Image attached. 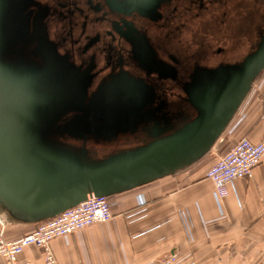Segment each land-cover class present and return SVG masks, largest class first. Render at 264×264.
<instances>
[{
  "label": "water",
  "instance_id": "95a60500",
  "mask_svg": "<svg viewBox=\"0 0 264 264\" xmlns=\"http://www.w3.org/2000/svg\"><path fill=\"white\" fill-rule=\"evenodd\" d=\"M107 1L158 26L192 64L189 77L179 80L149 44V82L66 102L26 94L0 66V213L9 222L36 224L90 195L109 197L188 167L213 147L264 70V31L240 60L197 62L209 54L208 37L219 43L212 54L234 55L233 37L252 32L264 0L253 1L243 26L230 20L242 9L233 0Z\"/></svg>",
  "mask_w": 264,
  "mask_h": 264
},
{
  "label": "crops",
  "instance_id": "0c3cea01",
  "mask_svg": "<svg viewBox=\"0 0 264 264\" xmlns=\"http://www.w3.org/2000/svg\"><path fill=\"white\" fill-rule=\"evenodd\" d=\"M261 73L227 126L232 143L221 144L218 154L241 137H264ZM214 158L204 155L174 174L109 196V221L51 240L58 264H264V158L251 177L228 185L222 214L205 176ZM34 227L11 222L4 236L14 240ZM19 258L42 260L31 245ZM0 264L8 262L0 257Z\"/></svg>",
  "mask_w": 264,
  "mask_h": 264
},
{
  "label": "flooded vegetation",
  "instance_id": "af4514ba",
  "mask_svg": "<svg viewBox=\"0 0 264 264\" xmlns=\"http://www.w3.org/2000/svg\"><path fill=\"white\" fill-rule=\"evenodd\" d=\"M245 1L253 5L254 0ZM263 11L261 21L258 12L251 21L260 33ZM240 20L231 22L245 25ZM259 36L253 46L234 36L239 45L234 55L212 54L219 43L208 37L209 54L197 62L210 68L218 63L213 58L240 60ZM149 44L162 61L176 68L179 80H187L192 64L162 37L158 26L115 10L107 0H0V66L8 68L10 80L21 91L38 99H101L121 95L127 82H149ZM165 82L178 87L175 80Z\"/></svg>",
  "mask_w": 264,
  "mask_h": 264
},
{
  "label": "built area",
  "instance_id": "2783aa9c",
  "mask_svg": "<svg viewBox=\"0 0 264 264\" xmlns=\"http://www.w3.org/2000/svg\"><path fill=\"white\" fill-rule=\"evenodd\" d=\"M264 158V137L256 142L248 137L237 139L231 147L217 154L207 169L205 176L213 184V196L223 213V199L227 196V187L235 179L249 178L253 169ZM112 218L108 197L90 195L84 201L66 209L53 218L35 224L29 233L14 240L4 236L6 226L11 223L0 213V257L8 264H32L20 259L19 255L28 245L41 252V264H58L50 248V242L56 237L65 236L96 223L107 222ZM173 260V257H171Z\"/></svg>",
  "mask_w": 264,
  "mask_h": 264
},
{
  "label": "rangeland",
  "instance_id": "374dc122",
  "mask_svg": "<svg viewBox=\"0 0 264 264\" xmlns=\"http://www.w3.org/2000/svg\"><path fill=\"white\" fill-rule=\"evenodd\" d=\"M241 0H233V3L235 4V7L236 6H238L237 4H242L241 2H240ZM240 2V3H239ZM243 3H244V6L242 5L241 7H242V9L241 10H239V11H237L236 12V8H235V12L236 13H240V14H246L248 11H249V9L251 8V6L252 5H250V4H248L245 0H243ZM240 15H233V16H231V18H230V20L231 21H235V19H236V17H239ZM206 19H209L210 18V16H206L205 17ZM261 18H262V16L261 15H259V19H260V21H261ZM239 19H241V18H239ZM200 22V21H199ZM240 22L242 23V22H246V17L244 16V17H242V20H240ZM257 30V29H256ZM256 30L253 28V30H252V32H249V33H251L250 35H246V34H240V35H238V39H239V37H240V39L241 40H250V42H251V44H252V46H253V44H255V42H256V40H257V38H258V35L260 34V31L258 32V33H256ZM237 36V35H236ZM235 36V37H236ZM247 36H249V37H251V38H247ZM264 74V70L262 71V73H261V75H263ZM260 75V76H261ZM258 77V76H257ZM228 128V127H227ZM225 129V131L222 133V135L220 136V138L216 141V143L213 145V147L205 154V155H207V154H211L212 156H216L217 154H218V148L220 147V145L221 144H223V143H225L226 141H228V142H231L232 143V140H230V138H228V135L229 134H231V133H229L228 134V130L229 129Z\"/></svg>",
  "mask_w": 264,
  "mask_h": 264
}]
</instances>
